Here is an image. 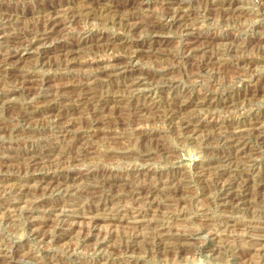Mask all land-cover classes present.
<instances>
[{
    "label": "rangeland",
    "instance_id": "1",
    "mask_svg": "<svg viewBox=\"0 0 264 264\" xmlns=\"http://www.w3.org/2000/svg\"><path fill=\"white\" fill-rule=\"evenodd\" d=\"M51 1L70 12L38 41L48 14L36 11ZM81 1L0 0V14L11 12L0 29V264H264V143L257 142L264 136V0H92L90 17ZM176 10L187 30L174 21ZM157 20L163 27L151 28ZM13 37L40 46L28 55L20 48L21 62H4L20 40ZM188 38L197 42L192 53ZM55 45L80 48L68 59L54 50L40 60L38 48ZM22 74L34 82H20ZM85 91L91 100L79 102ZM185 122L191 130L184 132ZM242 148L247 157L238 155ZM33 157L39 162L29 165ZM40 175L50 178L33 180ZM247 179L249 194L239 202Z\"/></svg>",
    "mask_w": 264,
    "mask_h": 264
},
{
    "label": "bare ground",
    "instance_id": "2",
    "mask_svg": "<svg viewBox=\"0 0 264 264\" xmlns=\"http://www.w3.org/2000/svg\"><path fill=\"white\" fill-rule=\"evenodd\" d=\"M68 1V0H67ZM81 1V0H80ZM90 1H92V0H82L81 1V5L82 6H79V7H81V9H82V11H83V16H91V14H93L92 12H91V10H88V6H86ZM98 1V0H97ZM101 1H104V0H101ZM123 1V0H122ZM162 1V0H161ZM169 1V0H168ZM174 0H172V2L171 3H169V4H174V2H173ZM41 2V1H40ZM134 2H135V0H134ZM181 2V1H180ZM38 3V2H37ZM51 3H53V4H51V5H43V6H41V7H39L38 9H37V13H47L48 15L46 16V17H48L47 19H41L42 21H41V26L35 31L36 33H38L37 34V38H41V39H37L38 41H42V40H45V39H47L48 40V37H50L51 36V34L53 33V32H55L57 29H61L60 27H61V24L63 23V25L65 24L64 22H62V23H59L58 22V19L61 21V19H60V16H61V14H64L65 13V15L67 14L68 15V13L67 12H70V10H68L67 8H64L67 4L64 2V3H59V4H56L55 2H52L51 1ZM91 3V2H90ZM141 3V2H140ZM70 4V3H69ZM95 4H96V2H95ZM108 4V3H107ZM106 4V5H107ZM109 5V4H108ZM143 5V4H142ZM233 5H235V3L233 4ZM69 6V5H68ZM110 7H111V5H109ZM238 6V5H237ZM10 7V6H9ZM93 7H94V5H93ZM100 7V6H99ZM103 7V6H102ZM107 7V6H106ZM126 7V6H125ZM147 7H148V5H147ZM243 7V6H242ZM97 8H98V6H97ZM130 8V7H129ZM140 8V7H139ZM186 8V7H185ZM205 8V7H204ZM235 8V7H234ZM71 9V8H70ZM80 9V8H79ZM96 9V8H95ZM116 9V8H115ZM134 9V8H133ZM92 10H93V8H92ZM105 10V9H104ZM127 10H128V7H127ZM168 10V12L167 13H169V11H170V9L168 8L167 9ZM1 11H3L2 9H0V12ZM71 11H72V9H71ZM97 11V10H96ZM105 11H108L109 13H113V12H117V11H119V10H111V9H106ZM130 11H132V10H130ZM195 11V10H194ZM29 12V11H28ZM101 12H102V8H101ZM104 12V11H103ZM124 12H125V10H124ZM128 13H129V10L127 11ZM11 13V12H10ZM9 13V14H10ZM76 13H78V12H76ZM82 13V12H81ZM80 13V14H81ZM84 13H85V15H84ZM120 13V12H119ZM126 13V12H125ZM132 13H133V11H132ZM131 13V14H132ZM149 13V12H148ZM171 13V12H170ZM173 13H174V21H176V22H179V26L178 27H182V28H184V26H185V29L184 30H187L186 29V24L184 25V23L181 25V21H183V12L180 10V11H178V10H176V11H173ZM197 13V12H196ZM9 14H7L6 12H5V14H0V20H1V23H0V29H3V26L2 25H4V24H6V23H8L7 21H8V17L10 18V16H9ZM13 14V13H12ZM45 14H44V16H45ZM117 14V13H116ZM64 15V16H65ZM78 15V14H77ZM102 15H103V13H102ZM118 15V14H117ZM126 15V14H125ZM128 16H129V14H127ZM208 15V14H207ZM74 16V15H73ZM79 16H81V15H79ZM112 16H113V14H112ZM121 16V15H120ZM120 16H118V17H120ZM124 16V15H123ZM123 16L122 17H120L121 19L123 18ZM206 16V15H205ZM209 16V15H208ZM12 17V16H11ZM93 17V16H92ZM107 17V16H106ZM108 17H109V15H108ZM127 17V16H126ZM133 17V16H132ZM64 18V17H63ZM73 19H74V17H72ZM116 18V17H115ZM129 18V17H128ZM150 18V17H149ZM65 20H66V18H64ZM68 19H69V17H68ZM67 19V20H68ZM126 19V18H125ZM18 20V19H17ZM20 20V19H19ZM63 20V19H62ZM65 20H63V21H65ZM75 20V19H74ZM116 20V19H115ZM138 20V19H137ZM107 21V20H106ZM113 21V20H112ZM119 21V20H118ZM139 21V20H138ZM141 21V20H140ZM166 21V20H165ZM120 22V21H119ZM70 23V22H69ZM127 23V22H126ZM135 23V22H134ZM122 24V23H121ZM125 24V23H124ZM139 24V23H138ZM68 25V24H67ZM133 25V24H132ZM136 25V24H135ZM1 26H2V28H1ZM75 26V25H74ZM134 26V25H133ZM133 26H130V28L132 27L133 28ZM148 26V25H147ZM151 28H153V29H157V28H160V27H163V25L161 24V21H159L158 22V20H157V22L155 21V22H151ZM65 27V26H64ZM85 27V26H84ZM127 27V26H126ZM138 27V26H137ZM143 27V26H142ZM187 27H189V26H187ZM129 28V29H130ZM63 29H65V28H63ZM62 29V30H63ZM124 29V28H123ZM242 29V28H241ZM25 30V29H24ZM61 30V31H62ZM82 30V29H81ZM27 31V30H26ZM60 31V30H59ZM66 31V30H65ZM64 31V32H65ZM73 31V30H72ZM189 31V30H188ZM31 32V31H30ZM34 32V33H35ZM137 33V32H136ZM159 33V32H158ZM11 35V34H10ZM13 35V34H12ZM14 35H17V34H14ZM63 35V34H62ZM190 35H192V34H190ZM19 36V35H18ZM21 36V35H20ZM32 36H33V34H32ZM52 36H53V34H52ZM70 36V35H69ZM134 36V35H133ZM194 36H195V34H194ZM263 36V35H262ZM22 37V36H21ZM35 37V36H34ZM64 37V36H63ZM13 38H16V37H13ZM33 38V37H32ZM36 38V37H35ZM20 39V40H19ZM139 39V38H138ZM189 39V42H188V51H190L191 53L192 52H194V51H196L197 50V48L195 47V44L197 43L196 42V40L194 39V40H192V39H190V38H188ZM16 40L18 41L17 42V46L15 47V48H13V50H11L8 54H6V56L5 57H3V61L4 62H10V63H12V62H16L17 63V61H20L21 62V58H24L26 55H28L29 54V52H30V50L31 49H33V48H35V49H37V47L38 46H40L38 43H35V44H33V43H31L29 40L28 41H26L24 38H16ZM33 40V42H34V39H32ZM52 39H50V41H51ZM84 40H85V38H84ZM148 40V39H147ZM164 40V39H163ZM204 40V39H203ZM210 40V39H209ZM12 41V40H11ZM35 41H36V39H35ZM15 42V41H14ZM43 42V41H42ZM45 42V41H44ZM48 43H49V41H47ZM81 42V41H80ZM224 42V41H223ZM207 43V42H206ZM51 44V43H50ZM77 44V43H76ZM83 44V43H82ZM158 44V43H157ZM42 45V44H41ZM43 45H44V43H43ZM47 45V44H46ZM52 45V44H51ZM51 45H48V46H51ZM207 45V44H206ZM264 45V44H263ZM141 46L142 47H146L145 45H143V44H141ZM203 46V45H202ZM85 47V46H84ZM141 47V48H142ZM20 48H22V50L23 51H27L25 54H20V52L22 51V50H20ZM80 47L77 45V46H67V45H55L54 47H44V46H42V47H40V48H38V56H40V60H44V58H46V56L45 55H50V54H52L53 52H54V50H57L58 52H60L61 54H62V56L63 57H66L67 59L68 58H70V57H73L74 55H76V53L78 52L77 50L79 49ZM137 48V47H136ZM140 48V49H141ZM199 48V47H198ZM206 48V46L204 47V49ZM224 48V47H223ZM207 49H209V47L207 48ZM34 50V49H33ZM132 50V49H131ZM145 50V49H144ZM147 50V49H146ZM199 50V49H198ZM200 50H202V48L200 49ZM103 51V50H102ZM186 51V50H185ZM207 51V50H206ZM35 52H36V50H35ZM219 52V51H218ZM22 53V52H21ZM103 53V52H102ZM120 53V52H119ZM205 53V52H204ZM78 54V53H77ZM22 55V56H21ZM25 55V56H24ZM35 55V54H34ZM88 55V54H87ZM94 55V54H93ZM132 55V54H131ZM33 56V55H32ZM203 56V55H202ZM210 56V55H209ZM35 57V56H34ZM111 57V56H110ZM206 57V56H205ZM35 58H37V57H35ZM211 58V57H210ZM21 59V60H20ZM97 59V58H96ZM114 59V58H113ZM201 59V58H200ZM42 60V61H43ZM47 60V59H46ZM46 60H44V61H46ZM70 60V59H69ZM76 60V59H75ZM82 60V59H81ZM90 60V59H89ZM27 61V60H26ZM115 61H118V60H114V62ZM122 61V60H121ZM128 61V60H127ZM130 61V60H129ZM208 61V60H207ZM213 61V60H212ZM62 62V61H61ZM201 62V61H200ZM203 62V61H202ZM252 62V61H251ZM110 63H112V62H110ZM122 65V64H121ZM18 66H20V65H18ZM119 66V65H118ZM1 67V66H0ZM3 67V66H2ZM16 67V66H15ZM119 67H121V66H119ZM117 68V67H116ZM208 68V67H207ZM105 69H108V67L107 68H105ZM129 69V68H128ZM111 70V69H110ZM6 71V70H5ZM19 71V70H18ZM1 72V71H0ZM13 72V71H12ZM22 72V71H21ZM244 72V71H243ZM4 73V72H3ZM2 73V74H3ZM27 73V72H26ZM25 73V74H26ZM18 74H20V72L18 73ZM18 75L17 76V78L18 79H20V82H21V80H22V82L24 83V84H28V83H30V82H34V79L32 78L33 76L32 75ZM11 75V74H10ZM143 75V74H142ZM11 76H14L13 74L11 75ZM130 76V75H129ZM141 76V75H140ZM48 77V76H47ZM140 78V77H139ZM8 79V78H7ZM101 79V78H100ZM141 79H142V77H141ZM147 79V78H146ZM137 80V79H136ZM17 81V79L15 78V81L14 82H16ZM37 81V80H36ZM91 81V80H90ZM131 81V80H130ZM129 81V82H130ZM14 82H12V83H14ZM49 82V81H48ZM76 82V81H75ZM124 82V81H123ZM122 82V83H123ZM137 82V81H136ZM135 82V83H136ZM142 82H143V80H142ZM175 82V81H174ZM5 83H7V82H5ZM20 84H22V83H20ZM139 84V83H138ZM254 84V83H253ZM4 85V84H3ZM18 85V84H17ZM23 85V84H22ZM195 85V84H194ZM31 86V85H30ZM83 86V85H82ZM137 86V85H136ZM25 87V86H24ZM28 87V86H27ZM124 87V86H123ZM22 88V87H21ZM133 88V87H132ZM86 89H88V88H86ZM130 89V88H129ZM254 89V88H253ZM14 90H16V89H14ZM22 90V89H21ZM23 90H25L26 91V88L25 89H23ZM56 90V89H55ZM103 90V89H102ZM105 90V89H104ZM125 90V89H124ZM123 90V91H124ZM128 90V89H127ZM20 91V90H19ZM90 91V90H89ZM100 91V90H99ZM136 91V90H135ZM239 91V90H238ZM16 92V91H15ZM68 92H70V91H68ZM73 92V91H72ZM131 92V91H130ZM164 92V91H163ZM35 93V92H34ZM42 93V92H41ZM48 93V92H47ZM51 93V92H50ZM54 93V92H53ZM65 93V92H64ZM108 93V92H107ZM118 93V92H117ZM66 94V93H65ZM96 94V93H95ZM114 94V93H113ZM89 95H90V93H88L87 91H85V93H80L79 95H78V101L79 102H83V103H85L84 102V100L85 99H90L91 100V98H89ZM94 95V94H93ZM100 95V94H99ZM124 95V94H123ZM4 96V95H3ZM7 96V95H6ZM139 96V95H138ZM76 97V96H75ZM88 97V98H87ZM91 97H92V95H91ZM254 97V96H253ZM3 98H5V97H3ZM97 98V97H96ZM175 98V97H174ZM77 99V98H76ZM94 99H95V97H94ZM93 99V100H94ZM173 99V98H172ZM202 99V98H201ZM4 100V99H3ZM254 100V99H253ZM77 101V102H78ZM100 101V100H99ZM196 101V100H195ZM203 101V100H202ZM48 102V101H47ZM104 102V101H103ZM187 102V101H186ZM90 102H88V104H89ZM98 103V102H97ZM182 103V102H181ZM185 103V102H184ZM191 103V102H190ZM33 104V103H32ZM35 104V103H34ZM42 104V103H41ZM92 104V103H91ZM106 103H102L101 101H100V104L98 105V107L99 106H106L105 105ZM169 104V103H168ZM186 104V103H185ZM187 105V104H186ZM185 105V106H186ZM85 106V105H84ZM83 106V107H84ZM95 106V105H94ZM94 106H93V108H94ZM127 106V105H126ZM224 106V105H223ZM13 107V106H12ZM54 107V106H53ZM52 107V108H53ZM77 107V106H76ZM82 107V106H81ZM31 108V107H30ZM34 108V107H33ZM169 108V107H168ZM186 108V107H185ZM191 108V107H190ZM199 109H200V107H198ZM56 109V108H55ZM59 109V108H58ZM80 109H82V108H78V109H76V110H80ZM103 109V108H102ZM109 109V108H108ZM140 109V108H139ZM143 109V108H142ZM181 110H182V108H180ZM196 109V108H195ZM49 110V109H48ZM82 110H85V111H87L88 109L87 108H83ZM115 110V109H114ZM134 110V109H133ZM136 110V109H135ZM146 110V109H145ZM180 110V111H181ZM184 110V109H183ZM57 112H59L58 110H56ZM62 111V110H61ZM74 111V110H73ZM150 111V110H149ZM168 111V110H167ZM170 111H173V110H170ZM16 112V111H15ZM88 112H90V111H88ZM87 112V113H88ZM136 112V111H135ZM138 112V111H137ZM143 112H144V110H143ZM166 112V111H165ZM164 112V113H165ZM51 113V112H50ZM56 113V112H55ZM77 113V112H76ZM82 113V112H81ZM86 113V114H87ZM93 113V112H92ZM91 113V114H92ZM107 113V112H106ZM128 113V112H127ZM140 113H142V111L140 112ZM148 113V112H147ZM167 113V112H166ZM165 113V114H166ZM169 113H171V112H169ZM176 113V112H175ZM64 113H59L58 115H57V117H60V116H62ZM84 114V113H83ZM98 114V113H97ZM108 114V113H107ZM51 115H53L52 113H51ZM55 115V114H54ZM90 115V113L88 114V116ZM93 115V114H92ZM112 115V114H111ZM136 115V114H135ZM140 115V114H139ZM145 115H147V114H145ZM169 114H167V115H165V116H168ZM80 116V115H79ZM91 116V115H90ZM89 116V119L91 118ZM121 116V115H120ZM127 116V115H126ZM174 116V115H173ZM55 117V116H54ZM75 117V116H74ZM92 117H95V116H92ZM125 117V116H124ZM169 117V116H168ZM170 117H172V115L170 116ZM189 117V116H188ZM56 118V117H55ZM55 118H54V120H55ZM72 118V117H71ZM84 118V117H83ZM167 118V117H166ZM190 118V117H189ZM198 118V117H197ZM46 119V118H45ZM123 119V118H122ZM121 119V120H122ZM192 119H193V117H192ZM227 119V118H226ZM51 120H53V119H51ZM59 120V119H58ZM96 120V119H95ZM171 120V119H170ZM183 120L184 121H186L185 120V118H183ZM87 121V120H86ZM126 121V120H125ZM173 121V120H172ZM188 121V120H187ZM207 121V120H206ZM55 122V121H54ZM57 122V121H56ZM63 122V121H62ZM66 122V121H65ZM249 122V121H248ZM264 122V121H263ZM13 123V122H12ZM35 123V122H34ZM88 123V122H87ZM110 123V122H109ZM134 123V122H133ZM231 123V122H230ZM67 124V123H66ZM146 124V123H145ZM189 124H191V122H185V123H183V125H182V123L180 124V125H182V126H180V127H182V130H184V132H185V130H188V128L189 127H191V125L189 126ZM259 124H262V120H260L259 122H255V123H252V125L251 126H255V125H258L259 126ZM54 125V124H53ZM57 125V124H56ZM75 125V124H74ZM88 125V124H87ZM170 125V124H169ZM179 125V123L177 124V126ZM194 125V124H193ZM250 125L248 126V128L250 127ZM15 126V125H14ZM85 126V125H84ZM107 126V125H106ZM141 126V125H140ZM146 126V125H145ZM144 126V127H145ZM51 127V126H50ZM79 127H81V126H79ZM88 127H89V125H88ZM90 127H91V125H90ZM97 127V126H96ZM110 127V126H109ZM112 127V126H111ZM122 127H123V125H122ZM179 127V126H178ZM179 127V128H180ZM102 128H103V126H102ZM115 128V127H114ZM149 128V127H148ZM197 128V127H196ZM195 128V129H196ZM239 128H241V127H239ZM247 128V127H246ZM247 128V129H248ZM252 128V127H251ZM255 128V127H254ZM68 129V128H67ZM77 129H79V128H77ZM88 129V128H87ZM93 129V128H92ZM104 129V128H103ZM112 129V128H111ZM137 129V128H136ZM181 129V128H180ZM244 130H241V132H246L247 131V129H245V127L243 128ZM81 130V129H80ZM84 130V129H83ZM86 130V129H85ZM89 130V129H88ZM95 130V129H94ZM189 130H191L190 128H189ZM194 130V129H193ZM201 130V129H200ZM199 130V131H200ZM66 131V130H65ZM82 131V130H81ZM115 131V130H114ZM177 131V130H176ZM195 131V130H194ZM198 131V130H197ZM239 131V130H238ZM75 132H76V130H75ZM89 132V131H88ZM107 132H108V130H107ZM146 132V131H145ZM23 133V132H22ZM70 133V132H69ZM102 133V132H101ZM237 133V132H236ZM239 133V132H238ZM61 134V133H60ZM63 134V133H62ZM74 134V133H73ZM76 134V133H75ZM78 134V133H77ZM239 134H241V133H239ZM38 135V134H37ZM235 135V134H234ZM245 135V134H244ZM247 135H249L248 137H243V139H251V136H250V134L248 133ZM42 136V135H41ZM52 136V135H51ZM68 136H70V135H68ZM77 136V135H76ZM83 136H84V134H83ZM82 136V137H83ZM91 136V135H90ZM102 136V135H101ZM103 136H106V135H103ZM108 136V135H107ZM120 136H121V133H120ZM123 136V135H122ZM126 136V135H125ZM239 136V135H238ZM64 137V136H63ZM92 137V136H91ZM116 137V136H115ZM260 137V136H259ZM80 138H81V136H80ZM232 138H234V136H232ZM238 138V137H237ZM256 138V137H255ZM69 139V138H68ZM82 139H85V138H82ZM105 139V138H104ZM195 139V138H194ZM242 139V140H243ZM67 140V139H66ZM118 140V139H117ZM216 140V139H215ZM224 140V139H223ZM230 140V139H229ZM235 140V139H234ZM234 140H232V143H234ZM239 140H241L240 139V137H239ZM85 141V140H84ZM108 141V140H107ZM200 141V140H199ZM238 141V140H237ZM83 142V141H82ZM144 142V141H143ZM229 142V141H228ZM239 142V141H238ZM258 144H263L264 143V136H262L261 138H259L258 139ZM81 143V142H80ZM109 143V142H108ZM140 143V142H139ZM231 143V142H230ZM244 143H246V141L244 142ZM244 143H242V145L244 144ZM248 143V142H247ZM40 144V143H39ZM42 144V143H41ZM68 144V143H67ZM238 143H236V145H237ZM255 144V143H254ZM151 145V144H150ZM239 145V144H238ZM264 145V144H263ZM263 145H261V146H263ZM78 146V145H77ZM241 146V145H240ZM110 147V146H109ZM108 147V148H109ZM249 147V146H248ZM264 147V146H263ZM55 149V148H54ZM82 149V148H81ZM90 149V148H89ZM103 149V148H102ZM259 149V148H258ZM257 149V150H258ZM53 150V149H52ZM77 150V149H76ZM255 150V149H254ZM46 151V150H45ZM60 151H61V149H60ZM82 151V150H81ZM83 151H85V150H83ZM82 151V152H83ZM88 151V150H87ZM92 151V150H91ZM99 151V150H98ZM34 152V151H33ZM79 152H80V150H79ZM86 152V151H85ZM90 152V151H89ZM88 152V153H89ZM236 152V151H235ZM237 152H238V155H243L244 154V157L247 155H245V148H242V149H239V150H237ZM81 153V152H80ZM91 153V152H90ZM89 153V154H90ZM95 153H97V151L95 152ZM69 154V153H68ZM86 154V153H85ZM36 155V154H35ZM93 155V154H92ZM227 155H229V154H227ZM33 156V155H32ZM31 156V157H32ZM72 156H75V155H72ZM84 156V155H83ZM89 156V155H88ZM91 156V155H90ZM237 156V155H236ZM23 157V156H22ZM30 157V158H31ZM234 157V156H233ZM238 157V156H237ZM247 157V156H246ZM256 157V156H255ZM21 158V157H20ZM29 158V159H30ZM34 158V159H33ZM32 158V160H28V161H30V162H28L29 163V165H34V164H37V163H35V162H37L39 159L38 158H35V157H33ZM76 158V157H75ZM80 158V157H79ZM229 158V157H228ZM251 158V157H250ZM259 158V157H258ZM28 159V158H27ZM42 159V158H41ZM45 159V158H44ZM62 159V158H61ZM65 159V158H64ZM102 159V158H101ZM225 159H226V157H225ZM232 159H234L235 160V158H232ZM231 159V160H232ZM246 159V158H245ZM252 159V158H251ZM250 159V160H251ZM50 160V159H49ZM67 160V159H66ZM222 160V159H221ZM228 160V159H227ZM227 160H225V161H227ZM241 160V159H240ZM249 160V159H248ZM48 161V160H47ZM53 161V160H52ZM61 161V160H60ZM98 161V160H97ZM96 161V162H97ZM39 162V161H38ZM54 162V161H53ZM62 162H63V160H62ZM236 162V161H235ZM243 162V161H242ZM241 162V163H242ZM27 163V164H28ZM50 163V162H49ZM57 163H58V161H57ZM223 163V162H222ZM237 163H238V161H237ZM244 164H247V163H245V162H243ZM5 164V163H4ZM19 164H20V162H19ZM39 164V163H38ZM55 164V163H54ZM209 164V163H208ZM216 165V164H215ZM238 165V164H237ZM10 166V165H9ZM27 166V165H26ZM38 166H40V165H38ZM211 166V165H210ZM18 167V166H17ZM33 167V166H32ZM56 167V166H55ZM54 167V168H55ZM12 168V167H11ZM31 168V167H30ZM53 168V169H54ZM66 168V167H65ZM208 168V167H207ZM42 169V168H41ZM201 169V168H200ZM39 170V169H38ZM46 170V169H45ZM43 171V170H42ZM56 171V170H55ZM146 171V170H145ZM6 172V171H5ZM9 172V171H8ZM23 172V171H22ZM87 172V171H86ZM2 173H4V172H2ZM17 173V172H16ZM19 173V172H18ZM48 175V174H47ZM152 175V174H151ZM51 176V175H50ZM167 176V175H166ZM211 176V175H210ZM56 177V176H55ZM58 177H59V175H58ZM182 177V176H181ZM36 178H41V180L43 179V180H49V178L50 177H46V176H44V175H40V177L39 176H36V177H33V180L34 179H36ZM51 178H53V177H51ZM82 178V177H81ZM113 178V177H112ZM115 178V177H114ZM178 178V177H177ZM180 178V177H179ZM224 178V177H223ZM105 179V178H104ZM235 179V178H234ZM40 180V181H41ZM80 180V179H79ZM98 180V179H97ZM144 180V179H143ZM142 180V181H143ZM222 180V179H221ZM228 180V179H227ZM40 181H38V182H40ZM145 181V180H144ZM149 181V180H148ZM147 181V182H148ZM214 181V180H213ZM256 181V180H255ZM42 182V181H41ZM40 182V183H41ZM44 182V181H43ZM42 182V183H43ZM79 182V181H78ZM103 182V181H102ZM128 182V181H127ZM206 182V181H205ZM242 182V183H241ZM240 183L241 184H239L238 185V188H239V190H238V193H236L235 195L238 197V200H240L239 202H241L242 201V199H244L245 198V196H246V194H249V193H247L248 191H249V180L247 179V180H245V181H241ZM9 183V182H8ZM20 183V182H19ZM35 183V182H34ZM33 183V184H34ZM47 183V182H46ZM44 184V185H48V184ZM73 183V182H72ZM71 183V184H72ZM77 183V182H76ZM175 183V182H174ZM187 183V182H186ZM56 184V183H55ZM192 184V183H191ZM9 185V184H8ZM28 185V184H27ZM42 185V184H41ZM50 185V184H49ZM117 185H119V183L117 184ZM149 185V184H148ZM226 185V184H225ZM224 185V186H225ZM229 185H231L232 186V188H231V190H230V192L232 191V189H234V188H236V187H234L233 186V184H231V182H230V184ZM5 186V185H4ZM19 186V185H18ZM36 186V185H35ZM53 186V185H52ZM74 186V185H73ZM150 186V185H149ZM167 186V185H166ZM228 186V185H227ZM227 186H226V188H227ZM251 186V185H250ZM47 186H45V188H46ZM115 187V186H114ZM163 187V186H162ZM168 187V186H167ZM79 188V187H78ZM102 188V187H101ZM151 188V187H150ZM153 188V187H152ZM170 188V187H169ZM2 189V188H1ZM0 189V190H1ZM11 189V188H10ZM9 189V190H10ZM41 189V188H40ZM43 189V188H42ZM60 189V188H59ZM111 189V188H110ZM115 189V188H114ZM160 189V188H159ZM237 189V188H236ZM8 190V189H7ZM20 190H22V189H20ZM111 190H113V189H111ZM148 190V189H147ZM228 190V189H227ZM44 190H42V192H43ZM167 191H168V189H167ZM181 191V190H180ZM192 191V190H191ZM235 191V190H234ZM253 191V190H252ZM22 192V191H21ZM40 192V191H39ZM72 192V191H71ZM149 192H150V190H149ZM161 192V191H160ZM171 192V191H170ZM230 192L228 193V194H230ZM23 193V192H22ZM30 193V192H29ZM37 193V192H36ZM35 193V194H36ZM45 193H46V191H45ZM114 193V192H113ZM117 193V192H116ZM167 193V192H166ZM190 193V192H189ZM39 194V193H38ZM49 194V193H48ZM93 194V193H92ZM97 194V193H96ZM100 194V193H99ZM42 195H45L44 193L42 194ZM41 195V196H42ZM143 195H145V194H143ZM150 195V194H149ZM149 195H147L148 196V198L150 197ZM152 195V194H151ZM252 195V194H251ZM90 196V195H89ZM131 196V195H130ZM154 196V195H153ZM164 196H166V195H164ZM176 196V195H175ZM174 196V197H175ZM181 196V195H180ZM219 196V195H218ZM221 196H224V194L223 195H220V197ZM225 196H227V194L225 195ZM8 197V196H7ZM19 197H20V195H19ZM36 197V196H35ZM138 197V196H137ZM144 197V196H143ZM146 197V196H145ZM155 197V196H154ZM34 198V197H33ZM38 198V197H37ZM40 198V197H39ZM86 198V197H85ZM136 198V197H135ZM141 198H142V196H141ZM176 198V197H175ZM222 198H226V197H222ZM32 199V198H31ZM36 199V198H35ZM34 199V200H35ZM133 199V198H132ZM147 199V198H146ZM19 200V199H18ZM38 200V199H37ZM36 200V202H34V204L33 205H36L37 203H39L40 201H37ZM42 200V199H41ZM21 201V200H20ZM32 201V200H31ZM30 200H29V202H31ZM76 201V200H75ZM142 201V200H141ZM225 201V200H224ZM229 201V200H228ZM244 201V200H243ZM248 201H249V199H248ZM17 202V201H16ZM28 202V204H30ZM98 202V201H97ZM129 201H127V203H128ZM223 202V201H222ZM33 203V202H32ZM41 203H42V201H41ZM93 203V202H92ZM172 203V202H171ZM26 204V203H25ZM27 204V205H28ZM46 204V203H45ZM60 204V203H59ZM71 204V203H70ZM250 204V203H249ZM43 205V204H42ZM183 205V204H182ZM185 205V204H184ZM183 205V206H184ZM30 206H31V204H30ZM37 206H39L38 204H37ZM61 206V205H60ZM5 207H6V205H5ZM10 207V206H9ZM48 207V206H47ZM79 207H80V205H79ZM104 207V206H103ZM111 207V206H110ZM248 207V206H247ZM3 208V207H2ZM11 208V207H10ZM9 208V209H10ZM15 208V207H14ZM64 209H67V208H65V207H63ZM63 208H60L61 210H63ZM74 208V207H73ZM246 208V207H245ZM18 209H19V207H18ZM35 209V208H34ZM50 209V208H49ZM55 209V208H54ZM89 209V208H88ZM137 209V208H136ZM159 209V208H158ZM260 209V208H259ZM6 210V209H5ZM31 210V208L29 209V211ZM42 210H43V208H42ZM52 210V209H51ZM56 210H57V208H56ZM107 210V209H106ZM164 210V209H163ZM172 210V209H171ZM219 210V209H218ZM228 210V209H227ZM230 210V209H229ZM60 211V210H59ZM94 211V210H93ZM135 211V210H134ZM133 211V212H134ZM142 211V210H141ZM190 211V210H189ZM11 212H12V210H11ZM50 212V211H49ZM48 212V213H49ZM62 211H60L59 213H61ZM137 212H140V211H137ZM143 212V211H142ZM180 212V211H179ZM231 212V211H230ZM59 213H57L56 215H58ZM91 213V212H90ZM100 213H102V212H100ZM106 213H107V211H106ZM221 213V212H220ZM1 214V213H0ZM3 214H5V213H3ZM63 214H64V212H63ZM62 214V215H63ZM78 214V213H77ZM92 215H93V213H91ZM137 214V213H136ZM143 214V213H142ZM141 214V215H142ZM225 214V213H224ZM252 214V213H251ZM258 214V213H257ZM6 215V214H5ZM12 216H13V214H11ZM10 215V216H11ZM96 215V214H95ZM95 215H94V218H96L95 217ZM127 215V214H126ZM131 215H133V214H131ZM139 215V214H138ZM201 215V214H200ZM231 215V214H230ZM238 215V214H237ZM58 216H60V215H58ZM74 216V215H73ZM84 216V215H83ZM135 216V215H134ZM133 216V217H134ZM190 216V215H189ZM188 216V217H189ZM204 216H206V215H204ZM251 216V215H250ZM19 217V216H18ZM90 217V216H89ZM92 218H93V216H91ZM111 217V216H110ZM113 217V216H112ZM216 217V216H215ZM242 217V216H241ZM10 218V217H9ZM46 218H48V217H46ZM53 218V217H52ZM60 218V217H59ZM88 218V217H87ZM93 218V219H94ZM107 218H109V216H107ZM131 218V217H130ZM163 218V217H162ZM5 219V218H4ZM89 219V218H88ZM93 219H92V221H93ZM98 219V218H97ZM104 219V218H103ZM111 219V218H110ZM143 219V218H142ZM145 219V218H144ZM185 219V218H184ZM189 219V218H188ZM224 219V218H223ZM236 219V218H235ZM239 219V218H238ZM251 219H253V218H251ZM100 220H102V219H100ZM132 220V219H131ZM163 220V219H162ZM232 220V219H231ZM231 220H229V221H231ZM250 220V219H249ZM254 220V219H253ZM106 221V220H105ZM136 221H138V220H136ZM141 221V220H140ZM167 221V220H166ZM203 221V220H202ZM256 221V220H255ZM261 221H263V220H261ZM67 222V221H66ZM139 222V221H138ZM210 222V221H209ZM234 222H235V220H234ZM251 222V221H250ZM87 223V222H86ZM133 223V222H132ZM236 223V222H235ZM237 223H238V221H237ZM92 224V223H91ZM109 224V223H108ZM227 224V223H226ZM231 224V223H230ZM239 224V223H238ZM238 224H237V226H238ZM253 224V223H252ZM54 225V224H53ZM88 225H89V223H88ZM113 225H114V223H113ZM118 225H119V223H118ZM117 225V226H118ZM158 225V224H157ZM168 225V224H167ZM170 225V224H169ZM234 225H236V224H234ZM234 225H232V226H234ZM57 226V225H56ZM69 226V225H68ZM115 226H116V224H115ZM174 225H172V227H173ZM213 226V225H212ZM243 226V225H242ZM97 227V226H96ZM100 227V226H99ZM171 227V226H170ZM171 227V228H172ZM53 228V227H52ZM51 228V229H52ZM62 228V227H61ZM136 228V227H135ZM160 228V227H159ZM170 228V229H171ZM179 228V227H178ZM202 228V227H201ZM235 228V227H234ZM244 228V227H243ZM143 229V228H142ZM194 229V228H193ZM220 229V228H219ZM236 229V228H235ZM132 230H133V227H132ZM176 230V229H175ZM188 230V229H187ZM192 230V229H191ZM82 231V230H81ZM143 231V230H142ZM174 231V230H173ZM212 231V230H211ZM242 231V230H241ZM46 232V231H45ZM93 232V231H92ZM98 232V231H97ZM148 232V231H147ZM177 232V231H176ZM207 232V231H206ZM240 232V231H239ZM86 233V232H85ZM95 233V232H94ZM138 233V232H137ZM154 233V232H153ZM213 233V232H212ZM254 233V232H253ZM256 233H257V231H256ZM96 234V233H95ZM136 234V233H135ZM141 234V233H140ZM151 234V233H150ZM160 234V233H159ZM158 233H157V235L156 236H158L159 235ZM217 234V233H216ZM227 234V233H226ZM229 234V233H228ZM65 235V234H64ZM142 235V234H141ZM163 234H161V236H162ZM218 235V234H217ZM35 236V235H34ZM53 236V235H52ZM52 236H50V237H52ZM55 236V235H54ZM59 236V235H58ZM62 236H63V234H62ZM97 236H98V234H97ZM103 236V235H102ZM171 236V235H170ZM42 237V236H41ZM154 237V236H153ZM232 237H234V236H232ZM249 237H252V236H250L249 235ZM53 238V237H52ZM56 238V237H55ZM105 238V237H104ZM108 238V237H107ZM142 238V237H141ZM157 238V237H156ZM207 238V237H206ZM256 238V237H255ZM84 239V238H83ZM119 239V238H118ZM133 239H135V238H133ZM158 239H160V235H159V238ZM162 239V238H161ZM242 239V238H241ZM249 239V238H248ZM251 239V238H250ZM53 240H55V239H53ZM58 240V239H57ZM60 240V239H59ZM126 240V239H125ZM232 240H234V239H232ZM239 240V239H238ZM252 240V239H251ZM261 240V239H260ZM101 241V240H100ZM228 241V240H227ZM257 241V240H256ZM95 242V241H94ZM118 242V241H117ZM183 242V241H182ZM221 242V241H220ZM241 242V241H240ZM251 242H255V241H251ZM53 243V242H52ZM148 243V242H147ZM244 243V242H243ZM7 244V243H6ZM6 244H5V246H6ZM9 244V243H8ZM12 244V243H11ZM55 244V243H54ZM129 243H128V241H127V245H128ZM159 244H161L160 242H159ZM222 244V243H221ZM225 244V243H224ZM223 244V245H224ZM229 244V243H228ZM264 244V243H263ZM75 245V244H74ZM248 245H249V243H248ZM258 245V242H256V246ZM45 246V245H44ZM8 247V246H7ZM54 247V246H53ZM148 247V246H147ZM260 247V246H259ZM3 248V247H2ZM6 248V247H5ZM11 248V247H10ZM129 248V247H128ZM165 248V247H164ZM223 248V247H222ZM252 248V247H251ZM262 248V247H261ZM18 249V248H17ZM99 249H101V248H99ZM127 249V248H126ZM125 249V250H126ZM151 249V248H150ZM247 249V248H246ZM250 249V248H249ZM20 250V249H19ZM166 250V249H165ZM177 250V249H176ZM224 250V249H223ZM256 250V249H255ZM247 251V250H246ZM72 252V251H71ZM98 252V251H97ZM115 252V251H114ZM117 252V251H116ZM229 252H231V251H229ZM256 252V251H255ZM18 253V252H17ZM70 253V252H69ZM95 253V252H94ZM121 253V252H120ZM254 253V252H253ZM22 254V253H21ZM251 254V253H250ZM260 254V253H259ZM259 254H258V256H259ZM262 254V253H261ZM6 255V254H5ZM69 255V254H68ZM118 255V254H117ZM122 255V254H121ZM136 255V254H135ZM256 256H257V254H256ZM18 257V256H17ZM16 257V258H17ZM33 257V256H32ZM115 257V256H114ZM117 257V256H116ZM120 257V256H119ZM261 257V256H260ZM61 258V257H60ZM22 259H23V257H22ZM252 259V257L250 256V260ZM10 260V259H9ZM24 260V259H23ZM107 260V259H106ZM116 260V259H115ZM122 260V259H121ZM1 261V260H0ZM33 261V260H32ZM110 261H112V260H110ZM137 261V260H136ZM135 261V262H136ZM263 261H264V257H263ZM102 262V261H101ZM115 262V261H114ZM256 262V261H255ZM260 262L262 263V261H261V259H260ZM259 262V263H260ZM51 263V262H50ZM54 263V262H53ZM52 263V264H53ZM100 263V262H99ZM105 263H107V261H105L104 260V264ZM33 264V263H32ZM84 264V263H83ZM263 264V263H262Z\"/></svg>",
    "mask_w": 264,
    "mask_h": 264
}]
</instances>
